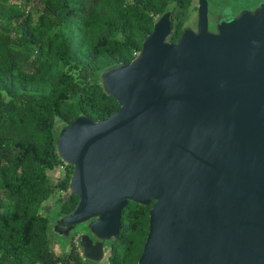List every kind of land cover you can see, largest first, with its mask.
Masks as SVG:
<instances>
[{
  "label": "water",
  "instance_id": "obj_1",
  "mask_svg": "<svg viewBox=\"0 0 264 264\" xmlns=\"http://www.w3.org/2000/svg\"><path fill=\"white\" fill-rule=\"evenodd\" d=\"M193 17L173 43L166 12L131 63L103 72L114 114L59 131L79 202L54 230L87 225L92 264L109 257L130 202L150 207L138 264H264V3L214 31L208 0Z\"/></svg>",
  "mask_w": 264,
  "mask_h": 264
},
{
  "label": "trees",
  "instance_id": "obj_2",
  "mask_svg": "<svg viewBox=\"0 0 264 264\" xmlns=\"http://www.w3.org/2000/svg\"><path fill=\"white\" fill-rule=\"evenodd\" d=\"M196 2L0 0V264H92L80 239L74 243L78 231L61 235L68 253L52 250L57 221L79 202L68 192L73 167L58 155L59 131L80 115L97 122L114 114L120 106L101 84L103 72L131 63L168 11L177 43ZM62 165L65 175L52 186L48 171ZM51 198L58 207L45 216ZM149 220L150 207L128 204L107 264H138Z\"/></svg>",
  "mask_w": 264,
  "mask_h": 264
},
{
  "label": "rangeland",
  "instance_id": "obj_3",
  "mask_svg": "<svg viewBox=\"0 0 264 264\" xmlns=\"http://www.w3.org/2000/svg\"><path fill=\"white\" fill-rule=\"evenodd\" d=\"M209 1V8H210V13L214 15L219 16H231L234 15L235 12H237L239 9L242 10H250L254 9L257 7V5L263 0H208ZM22 6L25 10L29 9L30 7L22 2ZM196 7H197V2H196ZM197 11V8H193V16H195ZM191 17V18H192ZM190 18V19H191ZM187 26H191L196 28V20L194 17L187 23ZM212 28V27H211ZM65 175V167L62 165L54 170H49L48 171V176H49V184L56 185L59 180H61ZM69 192V191H68ZM64 198H67V194H64ZM58 207L56 203V198H51L47 203H45L41 209V213L45 216L52 215L54 212L55 208ZM76 238L74 239V243L77 246L79 244V239L83 235H87L88 233H85L86 230L85 228H82V225L78 226L76 229ZM73 234V233H72ZM90 235V234H88ZM60 234H57L56 232H52L51 235V243H52V250L56 255H64L70 251V241L65 240L60 237ZM71 237V235L69 236ZM108 258H106L102 262L98 263H93V264H107Z\"/></svg>",
  "mask_w": 264,
  "mask_h": 264
},
{
  "label": "flooded vegetation",
  "instance_id": "obj_4",
  "mask_svg": "<svg viewBox=\"0 0 264 264\" xmlns=\"http://www.w3.org/2000/svg\"><path fill=\"white\" fill-rule=\"evenodd\" d=\"M264 3V0H263V2H261V3H259L258 5H257V7L256 8H254V9H250V10H255V9H257L260 5H262ZM243 11H245V10H242V9H239L237 12H235V14L234 15H231V16H227V17H224L223 15L222 16H219V14L218 15H214V14H212V21L210 22L211 23V25H210V28H211V30H215V28H216V24H220V23H222V22H225V21H228V20H231L233 17H236V16H238L240 13H242ZM196 26H197V23H196ZM76 231V230H75ZM75 231H74V233H75ZM73 233V234H74ZM91 235V234H90ZM92 236V235H91ZM91 263V262H90Z\"/></svg>",
  "mask_w": 264,
  "mask_h": 264
},
{
  "label": "built area",
  "instance_id": "obj_5",
  "mask_svg": "<svg viewBox=\"0 0 264 264\" xmlns=\"http://www.w3.org/2000/svg\"><path fill=\"white\" fill-rule=\"evenodd\" d=\"M136 56H138V55H136Z\"/></svg>",
  "mask_w": 264,
  "mask_h": 264
}]
</instances>
